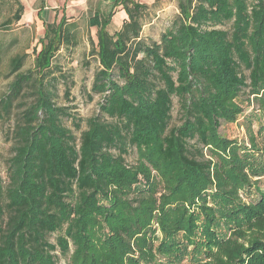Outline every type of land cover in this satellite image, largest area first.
<instances>
[{"label": "trees", "instance_id": "16d2710c", "mask_svg": "<svg viewBox=\"0 0 264 264\" xmlns=\"http://www.w3.org/2000/svg\"><path fill=\"white\" fill-rule=\"evenodd\" d=\"M110 1L90 21L91 91L102 99L78 138L64 120L77 131L80 120L54 103L48 81L59 50L77 45L76 25L65 15L44 23L31 69L20 72L27 54L9 60L0 264H57V253L67 264H264V190L253 181L262 149L252 135L247 147L219 134L242 116L245 89L264 111V0H175L151 44L140 38L147 5ZM117 8L126 19L110 33ZM174 99L180 123L170 126ZM252 187L259 199L246 202Z\"/></svg>", "mask_w": 264, "mask_h": 264}, {"label": "rangeland", "instance_id": "374dc122", "mask_svg": "<svg viewBox=\"0 0 264 264\" xmlns=\"http://www.w3.org/2000/svg\"><path fill=\"white\" fill-rule=\"evenodd\" d=\"M137 1L148 7L143 17L140 38L146 44L158 42L161 34L171 26L178 13L175 0ZM18 3L23 6L21 19L8 26L3 25L6 20L11 19ZM110 4V0H0V99L13 79L8 76L10 58L27 54L24 67L20 72L31 69L35 53L40 50L38 41L43 37L44 23H58L62 15H65L67 22L76 25L77 45L68 49L63 47L59 50L52 61L53 75L48 78V81L54 93V103L67 108L80 120L78 131L73 127L71 120H64V125L70 128L78 138L80 132L86 129V120L97 115L102 99L101 96L91 91L98 63L93 54L96 44V27L91 26L90 21L95 12H106ZM41 9L42 12L37 16ZM124 19H126L125 13L117 8L111 18L109 32L113 33L118 30ZM238 102L244 109L242 116L235 123L221 122L219 134L247 147L249 136H254L257 146L262 149L258 158L264 163V111L260 109L253 97L248 95L247 89L241 93ZM14 106L16 107V104ZM178 108V102L174 99L170 126L180 123ZM12 116L7 118L1 112L0 117V175L3 179L12 147L11 131L15 122ZM127 153L126 163L135 165L137 159L135 149L128 148ZM255 180H257L255 187L258 186L264 190V176L254 178L253 181ZM241 196L246 202H257L259 199L254 187L241 192ZM57 236L53 234L48 239L51 243H55ZM257 236H262L264 240V231ZM57 254V264L68 263V256L63 257ZM185 261L181 264H186Z\"/></svg>", "mask_w": 264, "mask_h": 264}, {"label": "crops", "instance_id": "0c3cea01", "mask_svg": "<svg viewBox=\"0 0 264 264\" xmlns=\"http://www.w3.org/2000/svg\"><path fill=\"white\" fill-rule=\"evenodd\" d=\"M42 12V11H41Z\"/></svg>", "mask_w": 264, "mask_h": 264}]
</instances>
